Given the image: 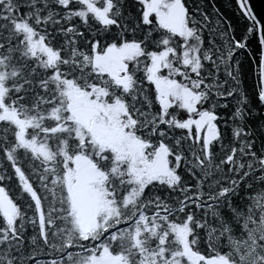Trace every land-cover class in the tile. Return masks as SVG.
Wrapping results in <instances>:
<instances>
[{"label":"trees","instance_id":"obj_1","mask_svg":"<svg viewBox=\"0 0 264 264\" xmlns=\"http://www.w3.org/2000/svg\"><path fill=\"white\" fill-rule=\"evenodd\" d=\"M180 1L192 31L188 39L162 27L154 15L146 20L139 0H94L95 8L106 10L107 21L88 11L84 0H0V104L6 111L15 106L25 116L37 117L42 126H50L59 116V126L65 129L53 134L59 147L47 164L49 171H43L42 158L31 163L36 176L29 173L28 179L39 185L35 193L19 185L10 169L4 177L0 188L13 202L16 216L9 222L0 208V264H83L81 258L88 254L91 242L79 239L72 230L64 199L65 174L77 156L88 158L104 176L103 185L112 193L109 199L121 214L119 220L142 213L151 227L154 217L159 225L157 240L165 232L171 235L166 225L183 223L189 214L195 217L189 227L203 240L196 222L210 216L218 203L223 207L227 197L220 192L235 188L241 180V192L249 182L255 189L256 178L264 177L262 47L257 24L240 12L236 0ZM23 26L56 54L53 64L27 54ZM126 43H136L142 50L128 63L133 77L128 90L95 72L91 61L94 52ZM165 49L171 50L169 69L161 74L169 73L198 96L191 114L216 116L219 138L210 145L194 129L175 124L189 119L188 110L162 111L146 70L149 54ZM69 81L86 92L105 89L107 103L116 98L123 101L133 121L128 131L146 144L148 157L162 146L168 150L173 180L153 181L137 190L127 162L109 149L101 150L84 125L69 119L64 90ZM29 161L30 156L25 163ZM98 219L104 227H115V219L107 223L103 216ZM211 223L204 227L210 228Z\"/></svg>","mask_w":264,"mask_h":264},{"label":"snow or ice","instance_id":"obj_2","mask_svg":"<svg viewBox=\"0 0 264 264\" xmlns=\"http://www.w3.org/2000/svg\"><path fill=\"white\" fill-rule=\"evenodd\" d=\"M175 3L180 5V0H175ZM236 3L246 18L259 24L248 0H236ZM180 8V22L186 28L183 17L186 10L182 5ZM15 11L18 12L19 8ZM169 11H172V7H169ZM173 31L184 35L179 28ZM186 32L185 38L192 35L191 29L186 28ZM10 111L11 115H0V187H3L4 177L10 169L19 185L35 193L39 185H33L28 179L29 173L36 176L31 163L39 162L42 158L45 165L43 171L48 172L47 164L55 159L54 149L59 147L53 134L63 133L65 129L59 126V116L50 126H42L37 117L25 116L15 106ZM3 112L4 106L0 104V113ZM13 153H16L15 157ZM29 156L31 161L25 163ZM25 168L28 169L27 173ZM65 182L68 184L64 197L67 202L66 213L72 230L79 239L91 242L88 254L81 258L83 264H159L161 261L163 264H264V177L256 178L255 189L253 183L249 182L243 184L244 191L241 192V180L235 188H224L220 192L221 197H227L223 207L218 203L210 216L205 215L201 221L196 222V228L204 233L203 240L189 227L188 222L195 220L191 214L184 218L183 223L166 225L171 235L165 232L159 240L155 238L159 225L155 224L154 217L151 227L148 218L142 213L138 218L133 214L121 222V214L113 207L114 201L109 199L112 193L104 187L102 181H97L92 188L96 207L85 217L77 203L79 166L65 174ZM52 183L56 181L52 180ZM101 216L105 223L115 219V227H104L98 219ZM209 220L212 222L211 227L205 228ZM164 244L172 247L160 246Z\"/></svg>","mask_w":264,"mask_h":264},{"label":"rangeland","instance_id":"obj_3","mask_svg":"<svg viewBox=\"0 0 264 264\" xmlns=\"http://www.w3.org/2000/svg\"><path fill=\"white\" fill-rule=\"evenodd\" d=\"M93 1L84 0L86 9L93 12L102 21H107L106 10L95 8ZM139 1L144 6L146 20L154 15L162 27L176 34L178 33L174 32L173 29L179 28L180 32L184 33L181 36L186 37V28H189L185 20V12L183 17L186 28L180 22V16L182 15L181 1L180 5H176L175 0ZM169 7H172L171 12ZM22 30L25 34L27 54L32 58L39 59L43 64H53L57 59L56 54L30 29L23 26ZM188 38L190 37L186 39ZM33 51L35 55H33ZM141 54L142 50L136 43H126L120 46H110L103 53L94 52L91 61L95 72L109 77L116 85L128 90L133 84V77L129 72L128 63L137 59ZM170 54L171 50L168 49L149 54L150 63L146 70L147 78L156 88L163 113L166 114L170 108L188 110L190 112L189 119L183 122L176 121L175 124L194 129L199 137L204 138L207 127L215 125V122L212 121L209 114H199L194 117L195 115L191 112L195 110L198 96L171 79L169 73L161 74L163 73L162 69H169L168 57ZM184 62L186 64L188 62L186 57ZM64 90L69 100L68 108H71V111L69 110L70 117H74L72 120L88 129L92 141L101 150L109 149L114 152L121 162H127L131 179L137 190L141 191L145 185L153 181L166 180L170 182L173 180L168 165V150L162 146L151 157L145 154L146 144L135 138L133 133L127 129L130 124H133V121L129 118L123 101L116 98L113 102L107 103L105 101L107 94L105 89L93 88L90 92H86L70 81L64 84ZM263 95L262 91V98ZM4 115H11V112L4 110ZM77 166H79L80 174L77 203L81 213L87 217L96 207L92 188L97 181H103L104 176L86 157H75L69 172L76 169ZM0 208L7 221L13 222L16 216V208L1 188Z\"/></svg>","mask_w":264,"mask_h":264},{"label":"water","instance_id":"obj_4","mask_svg":"<svg viewBox=\"0 0 264 264\" xmlns=\"http://www.w3.org/2000/svg\"><path fill=\"white\" fill-rule=\"evenodd\" d=\"M251 7L252 13L256 16L259 21L258 27V38L259 43L262 47V57L260 66V80L262 85V91L264 94V0H248ZM264 98V95H263ZM210 118L214 122L216 116L210 115ZM219 138V129L217 125H210L207 127L204 133V141L207 145L212 144Z\"/></svg>","mask_w":264,"mask_h":264}]
</instances>
